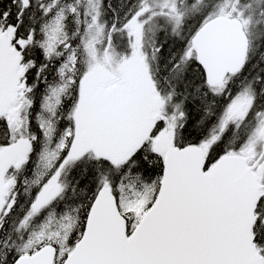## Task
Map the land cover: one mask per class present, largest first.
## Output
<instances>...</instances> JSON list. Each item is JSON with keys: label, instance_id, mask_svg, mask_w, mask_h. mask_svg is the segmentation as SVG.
<instances>
[{"label": "snow or ice", "instance_id": "snow-or-ice-1", "mask_svg": "<svg viewBox=\"0 0 264 264\" xmlns=\"http://www.w3.org/2000/svg\"><path fill=\"white\" fill-rule=\"evenodd\" d=\"M0 264H264V0H0Z\"/></svg>", "mask_w": 264, "mask_h": 264}]
</instances>
